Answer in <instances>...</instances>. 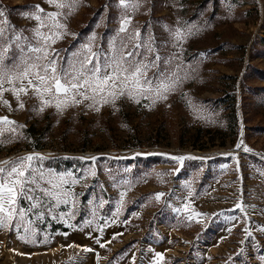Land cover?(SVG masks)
Segmentation results:
<instances>
[{
  "label": "rangeland",
  "instance_id": "1",
  "mask_svg": "<svg viewBox=\"0 0 264 264\" xmlns=\"http://www.w3.org/2000/svg\"><path fill=\"white\" fill-rule=\"evenodd\" d=\"M128 2L57 10L0 0L12 29L0 49L13 31L33 36L37 21L22 12L36 5L63 13L66 34L52 45L62 59L86 45L101 56L113 44L132 50L136 41L119 32L130 17L128 35L154 38L171 61L164 69L180 78L167 99L120 96L99 111L89 101L41 110L31 90L0 96V118L14 122L0 123V167L39 155L45 172L72 179L74 194V207L34 209L0 227V264H264V0ZM24 55L13 45L4 63Z\"/></svg>",
  "mask_w": 264,
  "mask_h": 264
},
{
  "label": "snow or ice",
  "instance_id": "2",
  "mask_svg": "<svg viewBox=\"0 0 264 264\" xmlns=\"http://www.w3.org/2000/svg\"><path fill=\"white\" fill-rule=\"evenodd\" d=\"M46 2L57 10H75L80 0ZM119 2L125 9L130 6L128 0ZM131 6L135 8L139 5ZM32 8L31 12L23 11L22 15L37 21L33 36L26 38L22 33L13 31L8 39V47L0 49V96L5 91H11L19 100L21 94L27 95L31 90L42 101L41 110L53 101L58 111L89 101L86 106L99 111L98 105L114 103L120 96H128L137 103L140 97L152 98L153 102L167 99V93L174 90L179 82L176 73L164 69L163 66L171 61L159 55L154 38L142 39L139 32L128 35L130 17L122 20L119 32L124 33L129 40L136 41L132 50L125 51L123 44L120 47L113 44L111 54L101 56L90 45H86L79 53L62 59L52 45L66 34V26L59 19L63 13L45 12L39 5ZM4 17L5 13L0 9V45H3L7 33L12 30ZM184 38L180 30L173 34L177 43ZM13 45L26 55L18 63L9 66L4 63V59ZM149 55L153 56L151 60ZM152 69L156 71L149 76ZM4 103L7 104V101ZM19 106L22 108L23 104ZM0 123L11 125L14 122L4 117L0 118ZM241 146L238 143L236 148L240 149ZM243 150L250 151L246 147ZM43 159L39 155H28L10 163L5 162L6 166L0 167V227H6L14 217L24 218L34 209L43 215L45 209L52 211L60 205L74 207V201L69 199L74 196L71 191L72 179L52 169L45 172L40 166ZM92 159L95 161L97 158ZM171 159L182 162L185 158ZM162 195L157 194L156 199ZM22 202H27V206ZM236 207L243 211L241 205ZM245 231L248 232V229ZM259 231L264 233V227L259 228ZM248 236H251L250 232ZM97 243L105 247L99 240Z\"/></svg>",
  "mask_w": 264,
  "mask_h": 264
},
{
  "label": "trees",
  "instance_id": "3",
  "mask_svg": "<svg viewBox=\"0 0 264 264\" xmlns=\"http://www.w3.org/2000/svg\"><path fill=\"white\" fill-rule=\"evenodd\" d=\"M87 29H88V26L86 27V29L83 32H85ZM260 42L263 44V47L260 49L259 53H260V55L264 56V37H261ZM258 74L261 75V77L264 79V68L259 69ZM232 118L236 122V116L234 114V110H232Z\"/></svg>",
  "mask_w": 264,
  "mask_h": 264
}]
</instances>
